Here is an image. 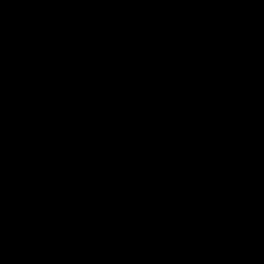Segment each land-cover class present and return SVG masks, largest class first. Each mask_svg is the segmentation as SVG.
Instances as JSON below:
<instances>
[{
  "label": "trees",
  "instance_id": "trees-1",
  "mask_svg": "<svg viewBox=\"0 0 264 264\" xmlns=\"http://www.w3.org/2000/svg\"><path fill=\"white\" fill-rule=\"evenodd\" d=\"M0 264H264V0H0Z\"/></svg>",
  "mask_w": 264,
  "mask_h": 264
}]
</instances>
